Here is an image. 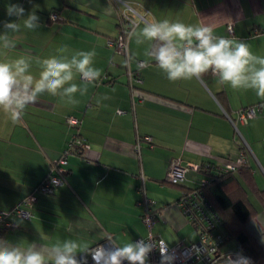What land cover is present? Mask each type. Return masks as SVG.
Returning <instances> with one entry per match:
<instances>
[{
	"label": "crops",
	"instance_id": "obj_1",
	"mask_svg": "<svg viewBox=\"0 0 264 264\" xmlns=\"http://www.w3.org/2000/svg\"><path fill=\"white\" fill-rule=\"evenodd\" d=\"M122 2L0 0V21L15 20L6 15V7L19 3L26 13L35 12L41 25L29 31L17 21L21 31L8 32L15 48L0 49V60L23 57L38 78L43 59L70 60L76 50L95 49L96 67L102 69L100 81L87 86V95L77 93L78 105L45 93L18 123L0 111V210L35 195L27 207L31 218L10 215L13 225L0 238L39 248L79 237L92 247L106 238L127 242L150 233L167 246L189 244L198 233L176 202L205 176L195 167L206 161L222 166L244 149L246 166L234 171L232 186L251 204L246 231L260 254L251 259L230 237L235 247L223 250L240 247L253 264H264V107L245 121L237 119L239 109L264 100L252 90L219 85L211 71L171 82L155 62L138 63L147 59L144 46L137 47L128 34L141 18L204 23L217 35L248 42L255 55L264 57V0H132L136 15L126 13ZM51 12L58 18L51 19ZM121 18L128 27L124 34ZM5 31L0 25V34ZM119 35L127 44L123 52L107 44ZM65 46L67 52L58 50ZM73 71V82L81 83ZM68 116L78 123H67ZM73 139L86 145L68 156L66 182L52 193L37 192L51 162ZM173 160L187 167L180 184L167 179ZM144 195L152 201L147 208L137 205ZM145 211L157 213L150 228L143 220Z\"/></svg>",
	"mask_w": 264,
	"mask_h": 264
},
{
	"label": "clouds",
	"instance_id": "obj_2",
	"mask_svg": "<svg viewBox=\"0 0 264 264\" xmlns=\"http://www.w3.org/2000/svg\"><path fill=\"white\" fill-rule=\"evenodd\" d=\"M121 5L126 13L136 15L132 0H123ZM6 15L16 19L0 21L7 30L0 34V49L15 48L8 32L21 31V23L17 21H22L23 29L29 31L41 27L39 16L34 11L26 13L19 3H9ZM128 34L137 47L144 46L147 59L142 63L155 62L171 82L202 78L211 71L218 76L219 85L252 90L264 100V57L255 55L244 40L217 35L213 27L204 23L186 24L179 19L155 17L141 18V23L131 26ZM58 50L67 52L68 48ZM96 56V50L91 49L76 50L70 60L55 56L43 59L38 78L29 73L30 64L23 57L12 62L0 60V111L18 123L27 107L45 93L67 97L66 105H78L77 93L87 95V86L101 79L102 69L96 67ZM74 69L81 83L73 82ZM23 217L31 218L27 212ZM104 240L105 244L93 248L82 238H64L38 248L35 243H13L0 238V264H87V256L92 257L93 264H148L154 248L160 251V264H173V257L151 238L127 242ZM226 264H249V259L238 254L235 259L227 257Z\"/></svg>",
	"mask_w": 264,
	"mask_h": 264
},
{
	"label": "built area",
	"instance_id": "obj_3",
	"mask_svg": "<svg viewBox=\"0 0 264 264\" xmlns=\"http://www.w3.org/2000/svg\"><path fill=\"white\" fill-rule=\"evenodd\" d=\"M50 18L57 19V13L51 12ZM230 27L231 26H229V28ZM107 44L115 46V49L120 52H123L124 49L126 50L127 48L125 40L120 35L115 39H108ZM142 62L143 60L138 61L140 65L144 64ZM132 79L136 81L139 80L137 74L134 73ZM262 107H264V102L246 106V108H242L238 111L237 119L239 121H245L248 117L255 116ZM66 121L71 125L78 123V119L74 116H68ZM147 139L149 140L150 138L148 137ZM85 145L86 144L81 140H71L67 146L64 147L60 155L51 162L47 173L37 185V192L52 193L56 188L64 184L66 182L68 156ZM244 154V149H241L236 159L222 165L223 169L226 171H235L238 167L245 165L247 161ZM195 169L205 172L207 168L199 165V167L196 166ZM186 171L187 167L173 160L167 169V179L174 184L181 183L185 179ZM208 180L209 178L205 174L197 187L183 192L176 202L179 210L186 215L188 222H191L197 231L198 239L196 241L189 244L167 246V244L161 238L156 237V235L153 236L149 233L144 237L145 239L151 238L160 248L165 249L167 254L173 257V264H226L227 257L231 256L235 259L238 254L249 259L248 256L244 255L240 247L234 250H223L224 243L229 240V236L222 229L220 215L213 209L210 200L205 197L206 195L203 187ZM34 200L35 195L28 194L20 200L19 204L10 210H0V234L13 225L9 220L10 215L23 217V213L25 212L30 214L27 207H29ZM151 203L152 201L145 195L137 201V205L143 206L144 208H147ZM142 216L145 224L150 228L155 223L157 213L145 211ZM139 239L141 238H137L135 241ZM105 243L106 242H99L97 244ZM97 244L92 247L94 248ZM160 261V251L154 248L149 255L148 264H160ZM87 264H93L91 256H87ZM249 264H253L250 259Z\"/></svg>",
	"mask_w": 264,
	"mask_h": 264
},
{
	"label": "trees",
	"instance_id": "obj_4",
	"mask_svg": "<svg viewBox=\"0 0 264 264\" xmlns=\"http://www.w3.org/2000/svg\"><path fill=\"white\" fill-rule=\"evenodd\" d=\"M122 19L119 25L122 28L121 33H125L128 27L122 23L124 22ZM242 108H246V106ZM201 166L207 168L203 173L209 178L203 187L205 197L210 200L213 209L220 215L222 228L230 238L237 241V244L245 250L251 259L256 261L259 256L255 254H260L259 248L252 236L246 231V223L252 217V207L250 202L240 195L238 187L232 186L235 172L226 171L222 166L214 165L210 161L203 162ZM245 166H240L235 171L243 170ZM260 195L264 197V193Z\"/></svg>",
	"mask_w": 264,
	"mask_h": 264
},
{
	"label": "rangeland",
	"instance_id": "obj_5",
	"mask_svg": "<svg viewBox=\"0 0 264 264\" xmlns=\"http://www.w3.org/2000/svg\"><path fill=\"white\" fill-rule=\"evenodd\" d=\"M235 243V240L234 239H231V240H228L226 243H224V246H223V249L225 248H232V247H235L236 244H233ZM234 250V249H232Z\"/></svg>",
	"mask_w": 264,
	"mask_h": 264
}]
</instances>
